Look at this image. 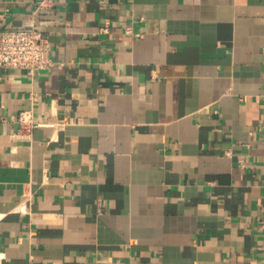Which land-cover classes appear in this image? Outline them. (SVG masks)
I'll use <instances>...</instances> for the list:
<instances>
[{
    "label": "crops",
    "instance_id": "crops-1",
    "mask_svg": "<svg viewBox=\"0 0 264 264\" xmlns=\"http://www.w3.org/2000/svg\"><path fill=\"white\" fill-rule=\"evenodd\" d=\"M38 1L0 0L54 61L0 68V264H264V0Z\"/></svg>",
    "mask_w": 264,
    "mask_h": 264
},
{
    "label": "built area",
    "instance_id": "built-area-1",
    "mask_svg": "<svg viewBox=\"0 0 264 264\" xmlns=\"http://www.w3.org/2000/svg\"><path fill=\"white\" fill-rule=\"evenodd\" d=\"M54 5L55 0L38 1L39 9H50ZM109 29L110 23L107 22L102 30L106 32ZM126 32L133 34L131 27H127ZM51 52L50 34L38 29L33 22L23 30L0 29V68L23 69L33 77L54 65ZM32 119L33 114L30 110L20 114L23 125L32 122Z\"/></svg>",
    "mask_w": 264,
    "mask_h": 264
}]
</instances>
